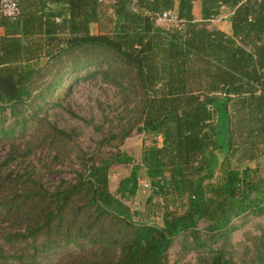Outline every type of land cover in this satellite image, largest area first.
<instances>
[{
	"label": "trees",
	"instance_id": "1",
	"mask_svg": "<svg viewBox=\"0 0 264 264\" xmlns=\"http://www.w3.org/2000/svg\"><path fill=\"white\" fill-rule=\"evenodd\" d=\"M16 1L0 14V264H264V174L230 163L264 137V0ZM223 8L230 33L208 23ZM164 11L181 26L157 25ZM98 78L132 116L94 125L86 150L48 111ZM133 133L139 163L120 147ZM131 164L111 192L110 168ZM140 167L160 222L127 203Z\"/></svg>",
	"mask_w": 264,
	"mask_h": 264
},
{
	"label": "rangeland",
	"instance_id": "2",
	"mask_svg": "<svg viewBox=\"0 0 264 264\" xmlns=\"http://www.w3.org/2000/svg\"><path fill=\"white\" fill-rule=\"evenodd\" d=\"M227 9L224 8L220 14L213 21H209L210 26L218 25L221 29H225L227 21H224L223 15L226 13ZM92 32H97V27L93 25L91 27ZM69 107V111L73 114L68 113L65 108ZM131 107V105L129 106ZM64 108V109H63ZM126 106L119 95V92L114 87L109 86L107 83L100 81L90 80L88 82L77 81L73 85V89L70 93L63 95V102L61 108H51L49 109V115L58 122V124L64 128L76 127L80 132L79 144L82 148L86 150H92L97 148L98 140L100 136L96 133L94 125H99L103 132L109 128L118 127V119L122 118L124 115L131 117L130 114H125ZM30 129L27 130V135ZM144 135L133 133L131 136L126 138L124 142L120 145L122 150L127 154L131 155L134 159L133 163H139L141 146L143 143ZM100 151L105 155L109 154L110 147H100ZM48 154L44 152V162L49 163L51 159V154L48 159L45 155ZM3 152L0 150V157ZM231 167L237 169H243L245 167L254 168L257 167L258 171L264 174V137L259 138L255 142L249 141V143H244L234 147L230 156ZM133 164L126 167L113 166L109 170V185L110 191L114 192L117 186V182L122 177L128 175V172ZM62 171L50 172L46 174V180L50 183L58 182L61 178H69L71 174L67 168H61ZM80 169V168H78ZM138 173L140 174L137 183V191L133 198L127 200L129 207L134 212L135 220H142L149 211V214L155 221L160 222L158 217V211L156 208L151 207L147 202L148 194V184L146 178L143 176V168L140 167ZM250 222L249 225H251ZM235 237H239V233L235 234ZM180 239H176L172 245L170 255L171 258L173 254L178 250L180 245ZM186 260L191 264H196L193 260V256L189 254Z\"/></svg>",
	"mask_w": 264,
	"mask_h": 264
},
{
	"label": "built area",
	"instance_id": "3",
	"mask_svg": "<svg viewBox=\"0 0 264 264\" xmlns=\"http://www.w3.org/2000/svg\"><path fill=\"white\" fill-rule=\"evenodd\" d=\"M0 14L11 20H15L19 16V8L17 5V1L16 0H0ZM215 20L216 19L214 18L209 21H215ZM155 23L159 26L174 25V26L180 27L182 24V21L177 19L173 11H164L156 16ZM147 188L149 190V185L147 186Z\"/></svg>",
	"mask_w": 264,
	"mask_h": 264
},
{
	"label": "crops",
	"instance_id": "4",
	"mask_svg": "<svg viewBox=\"0 0 264 264\" xmlns=\"http://www.w3.org/2000/svg\"><path fill=\"white\" fill-rule=\"evenodd\" d=\"M199 11H200V2L199 1H195L194 4H193V14H194V16L196 18L199 17ZM221 12H222V10H221ZM229 12H230V10L227 9L226 13L223 15L222 18H223L224 21H227L226 20V16L229 15ZM213 22L215 23V21H213ZM215 26L221 28L218 25H215ZM225 29H227V30H224V29H222V30H224L226 33H230V25H229V22L228 21H227V25H226ZM2 35H4V28L3 27H0V36H2Z\"/></svg>",
	"mask_w": 264,
	"mask_h": 264
}]
</instances>
